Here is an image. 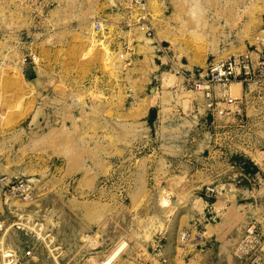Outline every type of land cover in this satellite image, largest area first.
<instances>
[{"label": "rangeland", "instance_id": "1", "mask_svg": "<svg viewBox=\"0 0 264 264\" xmlns=\"http://www.w3.org/2000/svg\"><path fill=\"white\" fill-rule=\"evenodd\" d=\"M142 3L0 0V178L31 187L0 186V264H251L264 93L209 108L172 65L264 49V0Z\"/></svg>", "mask_w": 264, "mask_h": 264}, {"label": "built area", "instance_id": "2", "mask_svg": "<svg viewBox=\"0 0 264 264\" xmlns=\"http://www.w3.org/2000/svg\"><path fill=\"white\" fill-rule=\"evenodd\" d=\"M131 3L142 5V0H130ZM144 18V16H141ZM139 20V19H138ZM145 21V20H143ZM140 21L138 23H142ZM147 33L152 34L153 29L148 23L141 25ZM35 59V56L33 55ZM175 74L183 77V86L190 90H203L209 108H215L220 101L229 104L239 99L230 91V85L234 81H240L243 85L256 83L264 93V49L246 50L235 54H230L220 59H212L207 65L196 69H188L179 65H172ZM26 183L25 178L5 176L0 178V186L10 193L18 192L22 196L31 194L30 184ZM211 191H216L208 187ZM190 235L186 232L182 236V241L189 240ZM263 236L259 232L255 223H249L242 240L239 243V256L247 258L251 264H264ZM155 250L162 251V246H157ZM12 256V255H11ZM9 255V257H11ZM165 261L164 258H161ZM105 260V263L108 264ZM159 264H165L161 262Z\"/></svg>", "mask_w": 264, "mask_h": 264}, {"label": "bare ground", "instance_id": "3", "mask_svg": "<svg viewBox=\"0 0 264 264\" xmlns=\"http://www.w3.org/2000/svg\"><path fill=\"white\" fill-rule=\"evenodd\" d=\"M136 22V21H135ZM138 23V22H136ZM134 25L136 24H133V27ZM137 26V25H136ZM135 26V28H136ZM141 26V25H140ZM142 28V27H140ZM139 28V29H140ZM135 30V29H134ZM140 35V34H139ZM144 37V36H143ZM34 56L36 57V54H34ZM242 89V85H241V82L240 81H236V82H233L232 85L230 86V91L233 92L235 91L237 94L238 92ZM234 95V94H233ZM236 96V95H235ZM31 188V187H30ZM43 235V234H42ZM121 242V241H120ZM129 244V243H128ZM127 246V242L126 241H122L109 255H108V258L105 259L107 260L108 264H112L114 262V260H116L121 252L125 249V247ZM5 254V253H4ZM105 260L101 261L100 263H97V262H94L93 264H103L105 263ZM117 261V260H116ZM180 262V261H179Z\"/></svg>", "mask_w": 264, "mask_h": 264}]
</instances>
